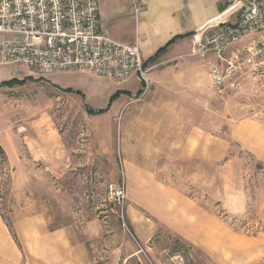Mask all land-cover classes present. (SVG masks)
I'll return each mask as SVG.
<instances>
[{"label": "rangeland", "instance_id": "obj_1", "mask_svg": "<svg viewBox=\"0 0 264 264\" xmlns=\"http://www.w3.org/2000/svg\"><path fill=\"white\" fill-rule=\"evenodd\" d=\"M207 63L163 65L144 97L136 81L68 71L80 78L58 89L0 63V84L25 81L0 88L8 226L43 217L91 264H264V79L220 93Z\"/></svg>", "mask_w": 264, "mask_h": 264}, {"label": "built area", "instance_id": "obj_2", "mask_svg": "<svg viewBox=\"0 0 264 264\" xmlns=\"http://www.w3.org/2000/svg\"><path fill=\"white\" fill-rule=\"evenodd\" d=\"M0 36L1 64H22L38 75L80 71L118 83L137 79L140 97L150 90L151 68L138 43L127 45L108 34L98 0H0ZM193 40V55L214 59L207 63L209 77L220 93L264 79V0H227ZM110 191L124 198L122 189Z\"/></svg>", "mask_w": 264, "mask_h": 264}, {"label": "crops", "instance_id": "obj_3", "mask_svg": "<svg viewBox=\"0 0 264 264\" xmlns=\"http://www.w3.org/2000/svg\"><path fill=\"white\" fill-rule=\"evenodd\" d=\"M98 2L100 22L108 34L127 45L138 43L146 67L151 68L150 82L158 80L157 73L160 74L158 70L164 69L161 68L163 65L168 64L166 69L178 63L180 58L193 54L194 34L215 21L227 5V0H98ZM136 9H139V12ZM164 48L165 51L155 61H151ZM202 58L201 62L208 61L207 58L212 59ZM29 72L30 77H36L35 73L30 70ZM194 73L198 75L202 72L198 68ZM63 75H68L76 81L80 78L64 72L39 76L42 81H48L47 84H54L53 81ZM135 81L142 85L137 79L126 83ZM54 85L58 89L63 88ZM260 131L259 126H255L253 131H248L246 140L249 144L258 145L253 137ZM2 150L4 151L3 148ZM13 227L15 232L5 221L0 204V264H91L89 253L67 245L64 231L59 229L50 231L48 222L43 217L30 216L18 219Z\"/></svg>", "mask_w": 264, "mask_h": 264}, {"label": "trees", "instance_id": "obj_4", "mask_svg": "<svg viewBox=\"0 0 264 264\" xmlns=\"http://www.w3.org/2000/svg\"><path fill=\"white\" fill-rule=\"evenodd\" d=\"M165 51V48L160 50L152 59L151 61H155L157 59L158 56H160L163 52ZM146 66V65H145ZM17 82H25L24 80H18V79H12V80H9V81H5V82H2L0 84V88H3V87H8V88H12L13 86L16 85ZM67 90H65L66 92ZM69 92H73V90H68ZM88 113H95L94 111H89L87 110ZM103 111H99L98 113H102ZM1 154H5L4 151L2 150V148L0 147V157H1Z\"/></svg>", "mask_w": 264, "mask_h": 264}]
</instances>
